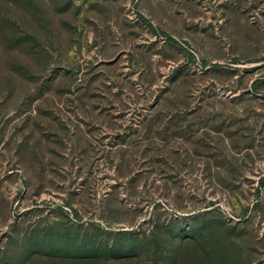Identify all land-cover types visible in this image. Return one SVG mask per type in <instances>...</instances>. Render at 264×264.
<instances>
[{"label":"rangeland","instance_id":"374dc122","mask_svg":"<svg viewBox=\"0 0 264 264\" xmlns=\"http://www.w3.org/2000/svg\"><path fill=\"white\" fill-rule=\"evenodd\" d=\"M0 264H264V0H0Z\"/></svg>","mask_w":264,"mask_h":264}]
</instances>
